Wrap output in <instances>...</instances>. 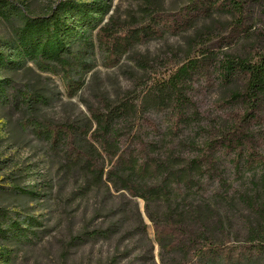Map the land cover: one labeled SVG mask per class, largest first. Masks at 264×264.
I'll return each mask as SVG.
<instances>
[{"label":"trees","instance_id":"16d2710c","mask_svg":"<svg viewBox=\"0 0 264 264\" xmlns=\"http://www.w3.org/2000/svg\"><path fill=\"white\" fill-rule=\"evenodd\" d=\"M136 1L140 14L134 21L109 15L97 22L95 14H105V7L73 0L58 2L47 15L24 18L11 26L7 40H0V71L18 67L20 60L30 61L58 75L65 95L72 97L98 58L102 65L113 67L136 44L179 35L200 20L210 23L189 38L182 63L167 80L146 89L139 104H111L99 98L98 106L87 108L84 122L35 118L24 125L45 139L67 169L88 176L87 183L143 199L162 264H264V131L254 129L264 123V0H188L165 12L161 0ZM11 4L0 0V19L17 15ZM78 26L88 32L73 43ZM199 80L224 89L214 105L225 114L213 131H206L200 145L186 142L194 152L184 158L179 135L186 121L196 117L189 91ZM0 101L33 110L49 98L17 89L5 78L0 82ZM158 112V121L151 118ZM224 155L231 156L234 170L260 171L258 180L239 196L250 213L245 226L248 239L239 248L226 245L227 218L206 198L192 200L200 197L202 180L224 183L220 170ZM24 221L28 227L0 208V239L33 243L37 232L29 227L34 220ZM164 255H170L171 262Z\"/></svg>","mask_w":264,"mask_h":264},{"label":"rangeland","instance_id":"374dc122","mask_svg":"<svg viewBox=\"0 0 264 264\" xmlns=\"http://www.w3.org/2000/svg\"><path fill=\"white\" fill-rule=\"evenodd\" d=\"M62 1L65 0H10L17 15H11L8 21L0 19V40H7L12 25H19L26 17L47 15ZM73 1L78 5L89 3L105 7V14H95L97 22L106 20L109 15L134 21L140 14L136 0ZM187 2L161 0V8L164 12L171 11ZM65 16L69 24L73 23L69 13ZM209 23L208 19L200 20L194 28L179 35L166 34L136 44L113 67L102 65L98 58L84 77V86L72 97L65 95L58 75L43 71L30 61L20 60L18 67H5L0 71V82L7 78L17 89L49 98L47 104L33 110L17 109L0 101V208L11 219L22 221L23 227H28L25 219L33 218L29 229L37 232L31 244L19 239H0V264H162L153 222L147 216L143 199L87 183L88 176L74 173V168L67 169L45 139L38 137L29 124H24L35 118L56 123L84 122L87 108L98 106L99 98L111 104L121 101L139 104L146 89L167 80L182 63L189 38ZM76 29L79 35L73 43L88 32L83 26ZM10 51L6 52V62L10 61ZM205 85L199 80L189 91L190 108L197 114L181 128L179 137L184 145L180 150L184 158L194 152L186 142L193 140L200 145L206 131H213L224 113L214 105L222 98L224 89ZM151 116L158 121L161 113ZM254 129L264 131V123ZM230 158L224 155L220 167L224 183L217 185L214 181L202 180L201 195L192 200L202 202V198H206L217 213L227 218L226 245L239 248L248 239L245 226L250 217L239 196L252 187V180H258L260 171L255 167L234 170ZM152 209L155 210V206ZM120 212L124 219L119 221ZM163 258L169 263L172 257L164 255Z\"/></svg>","mask_w":264,"mask_h":264}]
</instances>
